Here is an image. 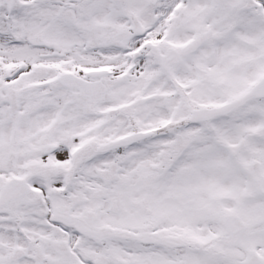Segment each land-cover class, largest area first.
Masks as SVG:
<instances>
[{
	"label": "snow or ice",
	"instance_id": "6c2138e0",
	"mask_svg": "<svg viewBox=\"0 0 264 264\" xmlns=\"http://www.w3.org/2000/svg\"><path fill=\"white\" fill-rule=\"evenodd\" d=\"M0 264H264V0H0Z\"/></svg>",
	"mask_w": 264,
	"mask_h": 264
}]
</instances>
